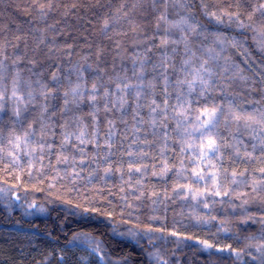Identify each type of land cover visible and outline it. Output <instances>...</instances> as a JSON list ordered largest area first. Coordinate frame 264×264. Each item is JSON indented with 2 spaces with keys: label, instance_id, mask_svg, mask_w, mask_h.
Listing matches in <instances>:
<instances>
[{
  "label": "trees",
  "instance_id": "16d2710c",
  "mask_svg": "<svg viewBox=\"0 0 264 264\" xmlns=\"http://www.w3.org/2000/svg\"><path fill=\"white\" fill-rule=\"evenodd\" d=\"M204 2L209 10L217 11L218 15L219 9L228 12L238 11L241 18L248 23V15L264 0H204ZM189 4L190 7L185 9L174 8L169 4L168 19H178L177 12L180 15L189 13L202 26L207 39H204V36L193 37L194 50L201 45L215 47L216 35L228 40L235 38L241 41L243 48L234 49L225 45V52L222 55L242 63L244 57L241 53L247 50L251 54L249 63L264 75V71L261 70L264 55L257 49L251 29H240L234 22H228L227 18H224L223 22H217L206 17L200 6L201 0H189ZM41 5H44V14L41 13ZM163 7L157 3L154 8L152 0H0V45L5 46L4 54L8 59L4 62L9 65L5 80L9 86V98L5 101L6 111L0 112V128H3L0 147L5 149V153L0 154V187L11 189L8 193L15 195V202L9 207L0 199V264H102L100 255L104 256L108 264H156L155 254H160L165 264H259L253 257L259 256L256 248L264 245V220L261 219L264 217V202L259 197L255 200L252 198L256 194L252 193L250 186L239 189L242 193L250 194L249 203L244 208L240 207L241 200L235 198L228 203V197H223L225 202L220 203L222 198L216 197L218 202L209 209L197 205L196 201L190 198L185 200L177 197L173 189L178 184H185L188 181L184 178L178 180L173 174L176 169L169 171L165 177L151 174L152 165H155V171L158 172L163 159L158 150L159 137L155 138L156 143L151 148L146 149L150 156L145 158L143 163L149 166V171L143 177L139 174L133 175L131 186L123 184L119 174L109 178L105 183L99 178L103 175L102 171L89 182V173L95 165L85 166L74 184L71 177L59 179L56 172L50 169L39 179L30 178L27 173L31 171L33 176H36L39 165L29 168L27 157L22 158L19 167L9 166L11 161L6 154L9 150L7 143L9 133L13 127L17 132L22 131L21 126L11 115L13 99L10 97V89L14 74L12 60L17 56L21 57L18 65L22 76L20 93L25 96V102L28 89L23 81H31L33 89H36V100L29 103L27 111L23 113L24 127L28 123H33L35 128H39L41 119L39 105L43 101L38 95L35 81L39 79L52 87L51 74L58 71L61 90L54 99L47 101L49 112L56 113L50 122L55 124L58 144L61 131L59 125L67 118L60 114L63 106L62 92L78 82V76L81 75L78 67L82 68V75L88 88L97 76L102 77L101 82L108 84L110 88H114L110 81L125 75L129 82L137 83L132 74L133 61L154 42L147 37L163 34L166 26L163 23L160 33L156 31V23ZM124 12L128 15L124 16ZM105 19L110 23L107 33L102 31ZM252 20L257 24L261 23L259 13L253 15ZM182 47L181 45V51ZM98 52L101 53L99 56ZM147 54L151 59L146 65V80H150L155 75L152 72V63L156 62L160 53L158 49L152 48ZM199 54L197 52V55ZM181 58L179 53L174 57L177 65ZM30 61H35V64ZM30 68L32 72L28 71ZM248 74L254 73L249 71ZM255 87L256 90L252 91L249 87L237 83L232 91L238 94L237 99L245 103L246 107H250L247 103L249 101H260L264 104V91L261 90L259 83ZM155 91L159 102L162 98L159 82ZM214 95L216 102H221L219 93ZM174 96L175 93L173 99L169 101L170 105L175 104ZM129 99L131 101V98ZM142 102L147 103L146 100ZM203 103L204 100L201 98L199 104L194 103L193 107ZM70 107L72 111L67 114L68 116H82L85 123L91 124L88 113L92 109L87 101L82 102L79 107L75 104ZM147 112V108H144L141 113L145 119ZM105 115L102 110L98 114L101 136L106 130ZM107 115L109 118L113 117V114ZM114 115L118 117L119 113L114 112ZM127 118L131 124L130 116ZM174 126L175 122L170 120L168 132L172 138L169 140L170 148L165 155L168 157L169 166L176 164L178 168L181 158L180 145L175 142L178 136L172 131ZM117 127L121 132L125 129V125L118 121ZM88 131H92L91 127ZM128 136L129 140L124 141L123 147L118 145L119 150H113L116 152L111 158L114 168L118 167L121 161L126 162L129 159L122 155L131 141V132ZM149 139L153 138L149 136ZM242 139L249 144L248 151H251L252 141L247 136ZM87 150L93 153V145H87ZM241 151H244L243 147ZM187 156L186 153L184 157L186 164ZM254 157L251 161L233 162L225 156L223 167L235 169L237 173L247 169L249 174L259 176L258 169L264 168V157L260 156L259 150ZM52 162L55 163L54 158ZM44 163L47 164L48 160L46 159ZM105 166L101 162V169ZM58 167L62 170L65 166ZM16 176L22 179L17 181ZM127 179L125 175V180ZM137 179H142V185L136 184ZM17 183L21 186L13 188L12 186ZM121 186L124 187L123 192L120 191ZM73 187L77 190L70 192L69 189ZM101 192L103 194H100ZM140 192L144 195L137 200L136 196ZM153 192L158 195L153 196ZM17 196L20 197L19 200L16 199ZM153 200L156 201L155 204ZM30 204H35L36 207L28 210ZM76 204L81 207L75 208ZM85 207L95 211L84 212ZM39 208L45 210L41 212L38 211ZM213 216L214 220L211 219ZM197 218H200L199 222ZM244 220L247 222L243 223ZM220 221L226 222L228 232L220 230ZM148 226L162 228L163 231L145 235L141 230ZM129 229L139 234L132 237L128 235ZM172 232L178 235L173 236ZM78 235L81 240L86 235L98 242L102 251L92 253L90 248L84 245L77 246L78 241H74L73 237ZM200 241H208L215 247L206 248ZM164 242H167L166 247ZM228 245H231V249L240 251L239 258L231 249L219 250Z\"/></svg>",
  "mask_w": 264,
  "mask_h": 264
},
{
  "label": "snow or ice",
  "instance_id": "6c2138e0",
  "mask_svg": "<svg viewBox=\"0 0 264 264\" xmlns=\"http://www.w3.org/2000/svg\"><path fill=\"white\" fill-rule=\"evenodd\" d=\"M153 7L157 3L162 4L163 11L158 17L156 23V31L159 34L161 31V23L166 25L163 29V34L156 37H147L148 40L154 41L150 46L146 47L145 52L138 56L133 61L132 74L136 78L137 83L129 82V78L117 77V80L110 81L114 84V88H110L108 84L102 83V77L94 78L91 87L88 88L82 75V68L78 67L81 75L78 76V82L72 85L68 90L62 92L63 106L60 109V114L63 117V122L59 125L61 131L59 135V143H56L55 124L52 121L55 112H49L47 101L54 99L60 92L62 84L60 76L57 72L51 74L52 87L49 83H42L39 79L35 81L38 87V95L43 101L39 105L41 110V119L39 128H35L33 123H28L24 127L23 113L27 111V106L36 100V89H33L31 81H23L27 87V102L25 96L20 93L22 76L19 70V62L21 57L17 56L12 60L11 67L14 74L11 78L10 97L13 99L12 117L15 122L22 128L21 132H17L15 127L9 133L7 143L9 150L7 156L10 158L9 166L19 167L23 157H27V166L29 168L39 167L36 169V176L29 171L27 175L30 178L39 179L46 174V170L50 169L56 172L59 179L71 177L74 184L75 179L80 176V172L85 166L95 168L89 173L88 180L92 181L99 172L103 175L99 178L105 183L107 180L119 174L123 184L131 186L132 177L139 174L143 177L148 171L149 166L143 163L145 158L150 156L146 149L151 148L156 143L155 138L159 137L160 146L159 152L161 157L160 170L155 171V165H152L153 176L165 177L169 171L176 169L173 174L179 180L186 179L185 184H178L173 192L177 197L185 200L191 199L196 201L197 205H202L204 208H211V205L218 201L216 197H221L220 203H224L223 197H228V203L232 199L241 200L240 207L244 208L249 203V193L239 191L241 187H251L252 193L256 196L254 200L259 199L264 202V168L258 169L260 175L249 174L245 169L243 172L237 173L235 169L229 170L223 167L225 156L233 162L253 160L254 154L259 150L260 156L264 157V104L260 101H249L250 107H246L245 103L237 99L238 94L232 91L233 86L237 83L249 87L252 91L256 90L255 85L259 83L260 88L264 91V75L260 71H256L252 64L249 63L251 54L244 50L241 55L244 57L242 63H237L231 58L222 55L225 52V45L234 49H241L243 45L241 41L232 38L228 40L225 37L216 35L213 46L193 48L192 38L195 36H204L202 26L189 14L185 13L176 15L179 17L175 20L168 19V6L171 4L174 8L185 9L190 7L189 0H152ZM201 8L204 10L206 17L217 22H223L224 18L230 23H235L240 29H251L254 33L253 39L256 41V47L264 55V2L259 4V7L254 8L248 15V23L241 18L238 11L228 12L224 9L211 11L208 5L201 0ZM51 6L49 5V8ZM74 7V6H73ZM41 13L44 14V5L40 6ZM259 13L261 23L257 24L252 20L253 15ZM128 13L124 12V16ZM110 28L108 19L103 22L102 31L107 33ZM175 30V31H173ZM135 31V29H133ZM207 39V36H204ZM43 43V40L41 41ZM181 45L182 51H181ZM4 45H0V112H5V101L9 98V86L5 83L7 79L6 73L9 65L5 64L8 57L4 54ZM217 47L219 51H217ZM152 48L159 50V57L156 62L152 63V79L146 80V65L150 61L148 52ZM197 52L200 54L197 55ZM181 54L182 58L177 65L174 57ZM101 53H97L99 56ZM85 60L87 57L84 58ZM35 64V61H30ZM254 63V61H253ZM243 64V66H242ZM90 68L91 65H88ZM261 70L264 71V60L261 61ZM32 72V69H28ZM103 71L102 69L100 70ZM252 71L254 74L249 75ZM34 75H38L34 73ZM159 82L162 98L157 100L156 88ZM172 89V91H169ZM175 93V104L170 105L169 101L173 99ZM215 93H219L221 102H216ZM71 97V99H69ZM131 98V101L130 99ZM203 98L204 103L198 107H193L194 103L199 104V100ZM147 101L143 103L142 101ZM87 101L91 107L88 116L91 118V124L85 123L82 116L71 117L67 114L72 111L70 105L75 104L77 107L82 102ZM101 101L103 103L101 104ZM260 105V106H257ZM147 108V119L141 114L142 110ZM103 111L106 115L104 123L106 130L101 136L100 120L98 114ZM119 113V116H115ZM107 114H113L109 118ZM192 114V115H190ZM131 118L132 123L129 124ZM175 122L172 129L178 136L175 141L180 145L179 166L176 164L171 167L168 163V157L165 155L169 150V140L172 138L168 132L169 121ZM117 121L125 125V129L121 132L117 127ZM91 127L92 131L88 129ZM131 132V141L127 144V149L122 153L129 159L121 161L118 167H113L111 158L116 154L114 149L117 146L123 147L124 141L129 140L128 133ZM3 134V128H0V135ZM151 136L153 139H149ZM247 136L252 143L250 144L251 151H248L249 144L244 142L242 137ZM122 137V139L120 138ZM93 145V153H89L87 145ZM136 145L134 148L133 146ZM243 147L244 151H241ZM5 149L0 147V154H4ZM188 154V163H185V154ZM53 158L55 163H53ZM48 160L45 164L44 161ZM101 162L106 166L101 169ZM60 165L65 167L61 170ZM207 169V170H206ZM7 170V169H5ZM63 171V177H61ZM125 175L128 179L125 180ZM223 178V183H221ZM22 178L16 176V180ZM5 183H7L5 181ZM137 185H142V179L136 180ZM231 185L232 187H229ZM21 185L14 184L12 187L17 188ZM54 187V185H51ZM42 191L43 189H37ZM75 187L69 191H75ZM11 189L0 187V199H4L6 193ZM120 191H124V187H120ZM139 191V189H137ZM100 194H103L102 192ZM144 194L142 192L136 196L139 200ZM153 196L158 194L153 192ZM20 199L19 196L16 197ZM127 199V197H122ZM71 203V201H67ZM155 204L156 201L153 200ZM29 207H36L35 204H30ZM75 208H80L79 204L74 205ZM45 209L39 208L38 211ZM247 212V209H244ZM84 212L95 211V209L83 208ZM156 219V217H152ZM200 218H197L199 222ZM215 219V217H211ZM248 219H254L248 217ZM264 220V217L261 218ZM207 222V221H205ZM246 223L247 220L242 221ZM225 221H220V230L228 232L225 227ZM143 234L154 231H163L162 228H153L148 226L141 230ZM136 233L129 229L128 235L135 237ZM171 235L176 236L178 233L172 232ZM151 239V238H150ZM191 239V237H187ZM74 241H78L77 246L84 245L90 248L92 253H100L102 250L98 242L88 238L86 235L81 240L80 236L73 237ZM206 248L215 247L208 241H200ZM252 247V245H249ZM231 249V245L226 248L219 249L225 251ZM239 258L240 251L231 249ZM259 253L258 257H253L258 260L259 264H264V245L256 248ZM61 259H63L61 257ZM99 259L102 264H108L104 256L100 255Z\"/></svg>",
  "mask_w": 264,
  "mask_h": 264
},
{
  "label": "rangeland",
  "instance_id": "374dc122",
  "mask_svg": "<svg viewBox=\"0 0 264 264\" xmlns=\"http://www.w3.org/2000/svg\"><path fill=\"white\" fill-rule=\"evenodd\" d=\"M4 203H5V205L7 206V207H9V206H11V205H13L14 204V202H15V195L14 194H10V193H6V196H5V198L4 199H1ZM31 208L32 207H29V209L28 210H31ZM166 239V238H165ZM178 241H180V239L179 238H176ZM164 245H165V247L167 246V242H164ZM160 252V251H159ZM154 260H155V262H156V264H165V262H164V260L162 259V257L160 256V254H155L154 255Z\"/></svg>",
  "mask_w": 264,
  "mask_h": 264
}]
</instances>
